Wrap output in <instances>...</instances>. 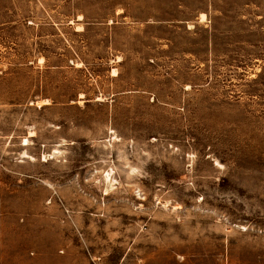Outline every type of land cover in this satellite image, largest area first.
<instances>
[{
  "label": "rangeland",
  "instance_id": "1",
  "mask_svg": "<svg viewBox=\"0 0 264 264\" xmlns=\"http://www.w3.org/2000/svg\"><path fill=\"white\" fill-rule=\"evenodd\" d=\"M0 264H264V0H0Z\"/></svg>",
  "mask_w": 264,
  "mask_h": 264
},
{
  "label": "bare ground",
  "instance_id": "2",
  "mask_svg": "<svg viewBox=\"0 0 264 264\" xmlns=\"http://www.w3.org/2000/svg\"><path fill=\"white\" fill-rule=\"evenodd\" d=\"M81 27V26H79ZM79 29H82L79 28ZM114 75H118V72H116V69H114ZM45 103H49V99H42V100H37L36 104L41 106L42 104H45ZM27 139V138H26ZM28 140V139H27ZM45 160V159H44ZM113 180H114V177L112 176V174L109 172L107 175H106V181L112 185L113 184Z\"/></svg>",
  "mask_w": 264,
  "mask_h": 264
}]
</instances>
